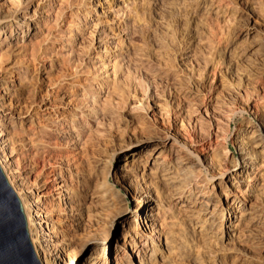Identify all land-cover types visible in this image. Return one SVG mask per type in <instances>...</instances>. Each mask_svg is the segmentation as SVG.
Returning a JSON list of instances; mask_svg holds the SVG:
<instances>
[{
    "label": "bare ground",
    "instance_id": "1",
    "mask_svg": "<svg viewBox=\"0 0 264 264\" xmlns=\"http://www.w3.org/2000/svg\"><path fill=\"white\" fill-rule=\"evenodd\" d=\"M178 1L186 6L187 0ZM78 2L0 0V169L20 203L36 260L39 264H261L264 125L249 122L227 140L221 129L229 131L231 109L224 96L221 99L214 89L199 95L183 83L169 61L161 60L160 52L133 42L147 27L145 0H89L88 8ZM209 6L215 16L232 21L224 2L213 0ZM172 7L167 6V12ZM218 36L217 30L210 31L209 43ZM247 36L256 40L257 32L247 31L243 38ZM54 57L66 62L71 73L61 70L57 79H49L48 71H43L38 77L41 60H48L46 69H52ZM126 63L137 68L138 89L123 83L130 76L128 72L125 77ZM71 74L86 75L81 83ZM157 85L172 96L180 115L195 116L188 120L191 134L182 133L180 119L145 154L139 151L152 138L130 145L121 168L122 191L114 193L126 210L109 216L113 207L103 199L107 184L99 177L104 167L99 170V153L89 135L103 130L99 124L113 114L112 105L124 104L132 112L153 107ZM219 85L220 91L224 89ZM25 94L32 101L21 112L16 104ZM250 110L260 117L256 103ZM203 117L210 121L206 130ZM229 141L238 158L230 152ZM27 159L42 162L32 181L33 162L19 165ZM240 247L255 252L248 254Z\"/></svg>",
    "mask_w": 264,
    "mask_h": 264
},
{
    "label": "rangeland",
    "instance_id": "2",
    "mask_svg": "<svg viewBox=\"0 0 264 264\" xmlns=\"http://www.w3.org/2000/svg\"><path fill=\"white\" fill-rule=\"evenodd\" d=\"M78 1V5H82L85 8H88L90 6L89 0ZM172 1H169L170 4H167V0H145L143 17L145 21H147V27L143 34H137L135 37H133V42L135 44L144 46L146 49L151 50L154 48L156 51L160 52L161 60H163V62L167 64L169 61L168 66H170L172 70L176 72V75H180L179 77L182 78L184 84H186L187 86L191 85L190 87H192V89H197L199 95L204 96L205 94L206 96L209 91H213L214 89L216 93H219L221 99L224 96V99L222 100L224 101V103L226 102L229 109H231V112L229 110L227 111V113H229L228 115L231 118L229 131L226 132L221 129V132L227 138V140L230 139L235 130L242 128L245 129L246 125L249 122L256 124L260 123L264 125V112L261 111L262 107H264V103H262L264 102V93H262L264 92V36L262 37V34H264V0H220L228 5L230 12L232 13V21L230 19L228 22H225L220 17L212 14V8H210L209 4L210 1L212 2L213 0H206L205 3H202L201 0H187V2L185 3L186 6H182L181 2L178 0ZM161 5H163L164 7ZM167 6H173L172 12H167ZM177 7H179L180 9H177ZM158 9H161L160 12ZM236 23L237 25H235ZM214 29L215 31L217 30L219 32V36L216 40L211 41L212 43H209V32L214 31ZM253 30L257 32L256 40L253 39L251 41L248 36L245 39L243 38L244 34L247 31L250 32ZM52 32H56L55 27H52ZM205 37H207L206 40ZM39 39L40 37H38L36 41ZM243 40L246 43L243 42ZM249 41L251 42L250 44H248ZM158 43H160V46L157 45ZM261 43L262 45H260ZM154 44L155 46H157L154 47ZM202 45H204V47H202ZM258 46L261 48H259ZM84 50L85 49H83V51ZM231 51L232 53H234L231 54ZM194 52H196L197 54ZM81 53L82 50L79 52V54ZM52 60L55 65V67L52 68L53 70L46 69L47 65L50 63L48 60H41L39 65L38 77L43 75V73L46 71H48L47 73L49 74V79H57L61 73V70H65L67 74L71 73L67 70V67H64L66 66V62L62 61L60 57H54ZM57 64L60 65V67ZM130 64L133 65V63L124 64V67H126V74L124 73L125 77H127L126 75L128 74V72L130 76L124 78L126 80H123V83L126 88L131 86H134L135 88V86L137 85L136 89H138L140 80L139 73L137 71V68L134 65L131 66ZM124 67L123 70H125ZM210 69H213V71L210 72ZM192 72H195V74H193ZM85 75L86 74H83L81 76L75 75L74 78V75L71 74L69 75V77H72V79L82 83V81H84L85 79ZM220 82L225 86L221 91L219 90ZM45 87L46 86H42L41 90L45 89ZM29 90H31L30 87ZM155 97L156 98L152 103L153 107L150 106L147 110L143 109L139 112L130 111L124 104H121L119 106L112 105L113 114L111 113L109 115L110 117L108 116L109 120L107 119V117L102 123L99 124L100 126L98 128L103 130H98V133H95V131H93L89 135L88 139L90 144L97 146L96 149L99 153V170L101 168L100 166L104 167L101 168L99 177L101 175V178L107 184L105 186L106 190L104 189L105 193H103V199L108 203L106 205H110L109 207H113L111 212H109V216H113L116 213H123L126 210L124 203L118 204L114 196L116 193L122 191V187L120 186V176L122 174L121 168L123 163L125 162L126 155L130 153L129 148L132 146V144L137 140H147L152 138L151 142H144L145 147H143L139 151V155L145 154V152H147L149 149H153L155 143H158L157 139L159 137H163L168 132H171V129H173V125L179 123L180 119H183V126L182 128H180L181 130H184L182 131V133L185 135L191 134V132H189L191 123H189V121L195 118V116L193 114L191 115L190 113L188 114V117H186L187 115H184V117L183 115H180L175 104L171 100L172 96L167 91H164V89L160 85H157ZM31 98L32 96L28 94L22 96V99L20 97L16 106L19 107L21 112L28 106L29 102L32 101ZM252 103H256L257 105V109L260 113V117H258L259 119L256 118L254 113L250 110V105ZM35 108L36 107L32 105L30 110L35 112ZM114 115H116L114 117L115 119L113 118ZM202 121L204 129H208L210 123L209 119L203 117ZM104 125L107 127H105ZM105 128L108 129L105 130ZM223 131L226 134H224ZM154 137L157 138L155 139ZM146 145L148 146L146 147ZM196 148L198 150V147H194V149ZM229 148L234 157L238 158V154L235 148H233L232 145L230 146V141ZM27 160H20L19 165H26L30 161V164L33 162L32 164H34L33 166L35 167V171L30 178V181H32L34 177L41 172L42 162L36 159ZM100 160L104 162L103 165L101 164ZM105 168L106 170H104ZM101 171L104 174L106 173L107 175L101 174ZM103 176H105V179ZM112 181L114 183L116 182L115 185ZM132 207L133 204L131 203L129 205V208L132 209ZM114 210L115 212H113ZM121 223L122 221L117 223V235L120 232V228L122 226ZM122 244L123 242H121L119 245L122 246ZM244 248L245 247H240L239 249L246 251V253L248 254H253L254 250L251 252L250 250L247 251V249ZM72 250L74 251L72 246H70L69 253H72ZM257 254L258 253H255V255ZM259 261L261 264H264V260L259 259Z\"/></svg>",
    "mask_w": 264,
    "mask_h": 264
},
{
    "label": "water",
    "instance_id": "3",
    "mask_svg": "<svg viewBox=\"0 0 264 264\" xmlns=\"http://www.w3.org/2000/svg\"><path fill=\"white\" fill-rule=\"evenodd\" d=\"M0 264H39L32 251L20 203L0 169Z\"/></svg>",
    "mask_w": 264,
    "mask_h": 264
}]
</instances>
